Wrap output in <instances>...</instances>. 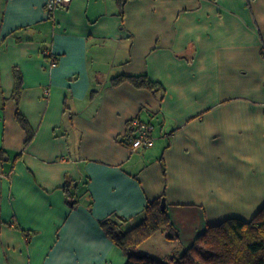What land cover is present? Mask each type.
I'll return each mask as SVG.
<instances>
[{
  "label": "crops",
  "instance_id": "obj_1",
  "mask_svg": "<svg viewBox=\"0 0 264 264\" xmlns=\"http://www.w3.org/2000/svg\"><path fill=\"white\" fill-rule=\"evenodd\" d=\"M47 1L0 0V264H126L102 223L131 230L162 196L177 237L140 246L159 261L208 227L252 220L264 206V0H72L50 17ZM124 75L164 91L113 84ZM133 119L154 126L149 148L132 150Z\"/></svg>",
  "mask_w": 264,
  "mask_h": 264
},
{
  "label": "trees",
  "instance_id": "obj_2",
  "mask_svg": "<svg viewBox=\"0 0 264 264\" xmlns=\"http://www.w3.org/2000/svg\"><path fill=\"white\" fill-rule=\"evenodd\" d=\"M20 81L17 77L18 94ZM125 81L156 95L164 91L160 83L152 81L147 75L120 76L113 80V84ZM16 117L28 133V146L34 132L24 117L20 114ZM3 154L4 152L0 151V159H4ZM78 188L79 184L71 180L66 181L62 188L72 209H76L80 204ZM163 199L164 196L149 203L145 209V219L131 230L125 229L126 220L122 218L108 219L102 223L107 237L126 254V264H264V206L250 221L231 218L219 225L208 227L182 255H172L159 261L142 253L140 246L161 231H170V240L177 237L174 235L176 231L168 211L162 209Z\"/></svg>",
  "mask_w": 264,
  "mask_h": 264
},
{
  "label": "built area",
  "instance_id": "obj_3",
  "mask_svg": "<svg viewBox=\"0 0 264 264\" xmlns=\"http://www.w3.org/2000/svg\"><path fill=\"white\" fill-rule=\"evenodd\" d=\"M72 0H48L46 3V14L50 17L53 12L61 6H67ZM56 65V60L53 58L51 66ZM128 129L136 132L130 142V146L133 151H137L152 146L154 138L152 136L154 126L151 124L142 123L139 119H133L130 121Z\"/></svg>",
  "mask_w": 264,
  "mask_h": 264
},
{
  "label": "water",
  "instance_id": "obj_4",
  "mask_svg": "<svg viewBox=\"0 0 264 264\" xmlns=\"http://www.w3.org/2000/svg\"><path fill=\"white\" fill-rule=\"evenodd\" d=\"M162 209L164 211L167 210V205H166V200L165 199L162 200Z\"/></svg>",
  "mask_w": 264,
  "mask_h": 264
}]
</instances>
